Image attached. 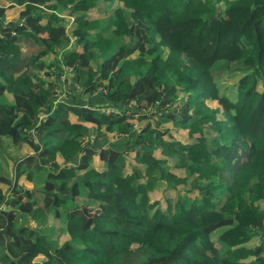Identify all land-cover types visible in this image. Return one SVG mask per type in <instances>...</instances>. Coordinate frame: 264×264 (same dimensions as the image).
<instances>
[{
	"label": "trees",
	"instance_id": "trees-1",
	"mask_svg": "<svg viewBox=\"0 0 264 264\" xmlns=\"http://www.w3.org/2000/svg\"><path fill=\"white\" fill-rule=\"evenodd\" d=\"M0 152V264H264V0H0Z\"/></svg>",
	"mask_w": 264,
	"mask_h": 264
},
{
	"label": "rangeland",
	"instance_id": "rangeland-1",
	"mask_svg": "<svg viewBox=\"0 0 264 264\" xmlns=\"http://www.w3.org/2000/svg\"><path fill=\"white\" fill-rule=\"evenodd\" d=\"M2 1H4V0H2ZM168 1V0H167ZM170 1H172V0H170ZM173 1H175V0H173ZM88 2H89V4H91V5H93V0H88ZM218 6H219V8L222 10V12L224 11V9H225V7L227 6V3L226 2H224L223 4H219L218 3ZM105 7H107V6H105ZM101 8H104L103 6L101 7ZM151 38H153V34H150L149 35ZM154 42H155V44H156V46L157 47H159L160 46V42L158 41V40H154ZM165 43H171V40L170 39H166V41H165ZM116 44L115 43H112V47H114V48H116ZM76 50H80V47H77L76 48ZM67 70V68L64 70V71H66ZM63 71V75L65 74V72ZM63 78V77H62ZM240 78V75L239 74H236V75H233V76H229V77H227V78H224V79H222L221 81H220V88H219V93H221V94H223V93H225V94H228L230 97H232L233 98V96H234V94H235V92H234V84H235V82L238 80ZM64 79H66V77H64ZM73 80V81H72ZM75 80H76V78L73 76V75H71L70 74V83L69 82H67V83H69L71 86H73V87H76L77 85H79V84H75ZM260 84V83H259ZM80 86V85H79ZM89 99L90 98H85L84 99V101H79L80 103H83V104H85V103H87L88 105H90V104H92V103H96V100H98L99 98H92L91 97V99L92 100H90L89 101ZM97 104V103H96ZM120 139V138H119ZM123 139L121 140H119L118 141V147L119 148H122L123 147ZM1 153V152H0ZM138 158V157H137ZM137 158L136 157H133V159L134 160H137ZM8 174L11 176V173L9 172V170H8ZM41 180H42V178H37L36 180H35V182H34V184L33 185H40L41 184ZM21 182H24V180L23 179H21L20 180ZM151 212H152V210H151ZM54 227V226H53ZM56 228V227H55ZM56 235H58V240H59V242H63V241H66V240H68L69 239V237L67 236V235H62V234H60V233H58V234H56ZM57 237V236H56ZM216 237V234H213L212 235V239H214ZM41 255H39V256H37L36 257V259H38V257H40Z\"/></svg>",
	"mask_w": 264,
	"mask_h": 264
},
{
	"label": "built area",
	"instance_id": "built-area-1",
	"mask_svg": "<svg viewBox=\"0 0 264 264\" xmlns=\"http://www.w3.org/2000/svg\"><path fill=\"white\" fill-rule=\"evenodd\" d=\"M69 71H71V70H69V69L66 70L65 74L62 76L63 79H64V77H66V76L68 75ZM69 82H70V81H69ZM98 110H99L101 113H104V114H109V113H112V112H113V113L116 112V110H115L114 108H112V107H108V106H104L103 104H99V105H98Z\"/></svg>",
	"mask_w": 264,
	"mask_h": 264
},
{
	"label": "crops",
	"instance_id": "crops-1",
	"mask_svg": "<svg viewBox=\"0 0 264 264\" xmlns=\"http://www.w3.org/2000/svg\"><path fill=\"white\" fill-rule=\"evenodd\" d=\"M70 74H71V72L68 73V75L66 76V79L70 80ZM76 87H78V86H76ZM86 98H87V97H86ZM80 100H81V99H80ZM90 100H92V99L90 98L89 101H90ZM82 101H84V100H82ZM87 103H88V102H87ZM87 103H85V104H87ZM88 104H89V103H88ZM88 104H87V105H88Z\"/></svg>",
	"mask_w": 264,
	"mask_h": 264
},
{
	"label": "water",
	"instance_id": "water-1",
	"mask_svg": "<svg viewBox=\"0 0 264 264\" xmlns=\"http://www.w3.org/2000/svg\"><path fill=\"white\" fill-rule=\"evenodd\" d=\"M2 232H3V234H4V235H5V237H6V242H8V241H9V236H7V235H6V232H5V230H3Z\"/></svg>",
	"mask_w": 264,
	"mask_h": 264
},
{
	"label": "clouds",
	"instance_id": "clouds-1",
	"mask_svg": "<svg viewBox=\"0 0 264 264\" xmlns=\"http://www.w3.org/2000/svg\"><path fill=\"white\" fill-rule=\"evenodd\" d=\"M66 72V71H65ZM72 72V71H71ZM69 73H70V71H69ZM70 81V80H69ZM102 104V103H101ZM98 106V105H97Z\"/></svg>",
	"mask_w": 264,
	"mask_h": 264
}]
</instances>
